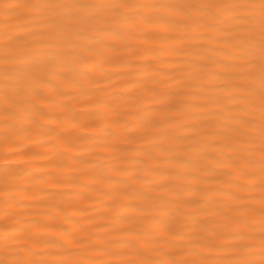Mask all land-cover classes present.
<instances>
[{
  "label": "bare ground",
  "instance_id": "obj_1",
  "mask_svg": "<svg viewBox=\"0 0 264 264\" xmlns=\"http://www.w3.org/2000/svg\"><path fill=\"white\" fill-rule=\"evenodd\" d=\"M26 2L73 0H0V54L67 51L43 47L64 38L41 18L69 10L5 8ZM77 2L97 5L74 12L79 58L39 96L6 101L0 82V262L259 261L260 12L231 7L259 0ZM152 3L220 7L109 6Z\"/></svg>",
  "mask_w": 264,
  "mask_h": 264
},
{
  "label": "snow or ice",
  "instance_id": "obj_2",
  "mask_svg": "<svg viewBox=\"0 0 264 264\" xmlns=\"http://www.w3.org/2000/svg\"><path fill=\"white\" fill-rule=\"evenodd\" d=\"M97 5H87L78 3L77 0H73L72 3H44L37 4L26 2L24 4L17 5H5L6 10L13 11L23 8L25 12H29L32 9H67L69 13L65 16H44L42 17L43 26L48 29L45 33V37L48 40L54 41L60 38H64L62 43L54 44L49 43L43 45L45 48H57L66 49L67 51L58 50L55 52L42 51L40 47H24L22 49H14L13 46L7 42L3 47L5 51L0 54V82H2L3 94L7 100L14 99L17 95L31 94L33 96L41 95V89L45 88L50 80L51 76L58 74V69L63 66L67 60V57L73 59L79 58V54L72 51L75 40L73 38L74 30L77 25L81 23V18L74 14L76 10L96 7ZM115 9H121L125 7H141V8H154L157 10H174L176 12H187L189 9H206L208 12H213L214 8L220 7V5L205 3V4H185V3H152L143 5H126L115 4L109 5ZM231 7H247V8H259L260 12V60L259 71L261 77V107L264 110V0H259V4L254 2L249 4H233ZM214 14V13H213ZM144 22L151 23L153 21L166 22L168 20L167 15L145 16ZM261 176L262 187H264V125H262V147H261ZM20 152H13L11 155H21ZM5 162H8L7 155L5 156ZM261 212L264 214V195L261 196ZM260 260H243L239 264H264V233L261 236V250ZM0 264H24L22 261H2ZM127 264H136L135 261L127 262ZM141 264H147V262H141ZM167 264H178L177 261H169ZM187 264V262H184Z\"/></svg>",
  "mask_w": 264,
  "mask_h": 264
}]
</instances>
